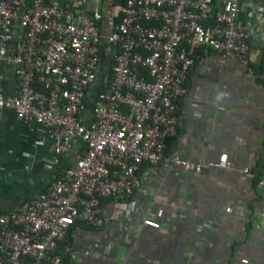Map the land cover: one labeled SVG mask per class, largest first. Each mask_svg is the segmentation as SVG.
<instances>
[{"label":"built area","instance_id":"obj_1","mask_svg":"<svg viewBox=\"0 0 264 264\" xmlns=\"http://www.w3.org/2000/svg\"><path fill=\"white\" fill-rule=\"evenodd\" d=\"M226 3L215 14L213 0L115 4L105 35L112 57L102 62L99 9L0 0V110L37 124L52 141L55 156L69 152L77 141L83 145L74 164L46 190L0 215V264H61L59 242L76 223L99 226L104 198L132 197L143 163L167 162L195 173L229 167L227 154L210 162L166 154V140L177 133L178 100L187 92L197 48L234 55L252 72L249 32L238 20V1ZM209 19L214 24L206 23ZM3 66L17 79L15 94L4 89ZM110 69L112 79L105 90H96L92 119L86 121L82 113L89 93L106 81ZM259 77L264 83V60ZM260 184L264 187V170ZM143 223L160 226L151 219ZM71 251L65 243L64 252Z\"/></svg>","mask_w":264,"mask_h":264},{"label":"crops","instance_id":"obj_2","mask_svg":"<svg viewBox=\"0 0 264 264\" xmlns=\"http://www.w3.org/2000/svg\"><path fill=\"white\" fill-rule=\"evenodd\" d=\"M50 1L72 11L99 9L102 62L112 57L105 35L114 20L113 0ZM226 1L214 0L216 12L225 9ZM237 1L238 20L249 32L252 72L234 55L197 48L187 92L178 100L177 133L166 140L169 157L210 162L227 154L229 167L195 173L167 162L143 163L132 197L104 198L99 226L75 225L67 241L74 264H264V83L259 77L264 0ZM1 72L6 93L15 94L13 70L3 66ZM96 86L82 113L86 121L92 119ZM82 149L77 141L55 156L52 141L37 124L1 109L0 215L46 190Z\"/></svg>","mask_w":264,"mask_h":264},{"label":"trees","instance_id":"obj_3","mask_svg":"<svg viewBox=\"0 0 264 264\" xmlns=\"http://www.w3.org/2000/svg\"><path fill=\"white\" fill-rule=\"evenodd\" d=\"M124 1L125 0H113V5H115V4H122V3H124ZM213 4H214V0H213ZM213 13L214 14L216 13V8L214 7V5H213ZM115 20H117V19H115ZM206 23H212V24H214V20L209 19V20L206 21ZM262 58L264 59V53H263V57ZM111 62L113 63V60ZM111 79H112V70L110 69L109 72H108V75L106 76V81L104 83H101L99 85L98 89L101 90V91L105 90L108 87ZM35 87H36V90H41L42 89L41 84H39V83H37L35 85ZM167 140H170V138H168ZM168 145H170V143H168ZM77 224H80V225H83V226H87V227L88 226L89 227L90 226L91 227L93 226V225H87V224H84V223H76L75 225H77ZM75 225L72 226V228L69 230L66 238L63 241H60L59 242L58 249L56 250V253H58L61 256V262H62L61 264H74L73 263V260H72V258L70 256V254L64 252V245L70 239L69 238L70 237V233L73 230V228L75 227Z\"/></svg>","mask_w":264,"mask_h":264},{"label":"water","instance_id":"obj_4","mask_svg":"<svg viewBox=\"0 0 264 264\" xmlns=\"http://www.w3.org/2000/svg\"><path fill=\"white\" fill-rule=\"evenodd\" d=\"M100 84H101V82H99L98 85L96 86V90H99L98 87H99Z\"/></svg>","mask_w":264,"mask_h":264}]
</instances>
